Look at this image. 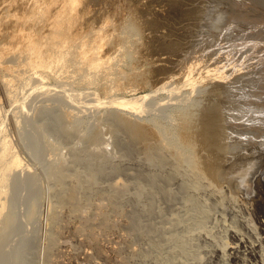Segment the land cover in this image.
Masks as SVG:
<instances>
[{"label":"rangeland","instance_id":"rangeland-1","mask_svg":"<svg viewBox=\"0 0 264 264\" xmlns=\"http://www.w3.org/2000/svg\"><path fill=\"white\" fill-rule=\"evenodd\" d=\"M182 2L0 0V264H264L261 123L214 114L228 8Z\"/></svg>","mask_w":264,"mask_h":264},{"label":"bare ground","instance_id":"bare-ground-1","mask_svg":"<svg viewBox=\"0 0 264 264\" xmlns=\"http://www.w3.org/2000/svg\"><path fill=\"white\" fill-rule=\"evenodd\" d=\"M184 1H186V3L182 2V5L185 3V5H188V7H190L189 12H188L189 13L188 18L191 21V23L193 21L191 19H194L195 20V21H193L194 23L196 21H199V22H196L195 25L199 24V23L201 24V22H202L201 25H203V21L206 17V14H207V10L205 9L206 0H184ZM223 1H225V2H223ZM222 2H223V4H226L228 9L226 8L227 11H226V14H224L225 19H224V22H222V25L220 26L221 31H223V33H225L224 37H223L224 39L221 40V44H220L222 47V50L221 49L220 50L222 53H226V54H225V57L223 58V59H225L223 66H222V62H223L222 60L223 59L221 58V60H217L218 66L221 65L222 67H220V68L218 67V70L215 72V77L217 79L220 75H222V76L225 75L224 79H223V77H221L224 80V83H223L224 85H222V84L218 85L217 84L218 87H216V88H220V87L225 88V90L223 89V91H224L223 92V91H217V89H216L217 92L214 93V96L215 97L217 96V98H214L217 100V107L214 109V114L216 115V118H218V119L222 118L223 119L222 121H224L226 123L231 120V122H229V124H231V126H235L236 128H237V126L235 125L236 121L245 122L246 124H244L242 127H247L246 125H249L251 123V121L261 123L259 125L254 126L253 130H252V131H254V135H256L258 138L257 140H259V141H255L254 144H259L260 140L261 141L264 140V0H222ZM208 7H207V9H208ZM208 14H210V13H208ZM211 18H212V16H211ZM214 20H215V17H214ZM218 21H220V20H218ZM195 25H194V27L197 26V25L196 26ZM217 52H218V50H217ZM222 53H221V56L223 57L224 55H222ZM38 55H40V54H38ZM216 55H218V54H216ZM40 57H41V55L39 57H35L37 59H35V58L30 59V61L31 60H35V61H32L33 63L31 64V67L29 68L30 74L28 73L29 78L28 79L26 78L27 79L26 83L24 81V78L26 75L25 76L22 75L24 77V78H22L23 82L25 83V85L27 84L26 85V87H28L27 89H29V87H32V85L36 84L37 82L40 83V81L42 80L41 79L42 75L40 74V71L42 68L46 69L47 71H48L49 67L51 68L50 63H48V61H43L44 59L40 58ZM218 57H220V56H217V58ZM30 58H31V56H30ZM53 61H54V59H53ZM94 61H92L91 65L93 63H95ZM23 63L25 65L26 62H23ZM51 63H52V61H51ZM96 64H97V62H96ZM96 64H94V65H96ZM24 65H22L21 67H23ZM27 65L28 64H26L25 66H27ZM29 65H28V67H29ZM9 70H10V68H9ZM24 70H25V68H24ZM27 71H29V70H27ZM6 72H9V71H6ZM6 74L7 73H5V75ZM26 74H27V72H26ZM5 75L4 76L2 75L3 79H4ZM221 92H223V93H221ZM210 101H212V100H210ZM123 119L121 118V120H123ZM208 119H209V117H208ZM215 122H216V120H215ZM212 123H214V122H212ZM221 123L223 124V122H221ZM131 126H132V124H131ZM128 127H129V125H128ZM215 128H218V126H215ZM134 132L133 133H134L137 140H141L143 142L144 141L146 142L147 138L149 137L147 134H145L146 132L142 131V128H139L138 130H135ZM149 140H151V139H149ZM253 141H254V139H253ZM147 144H148V142H147ZM260 144L264 145V141H262V143H260ZM244 146H246V145H244ZM148 148L149 147H146L147 150H148ZM146 153H147V151H146ZM4 154H5L4 151H2L0 153V159L3 158ZM262 156L263 157H259L260 159H257V160L263 159V161H264V155H262ZM247 159H248V157H247ZM243 161H245V160H243ZM258 170H259V168L256 169V166L253 164L252 166L241 167V169H239V172H238L239 174L237 173L238 176L236 174V177H237L236 179L238 181V183H237L238 188L243 187L245 189V193L249 192V194L248 193L246 194L248 196H250L252 194L250 192L251 191L250 189H252L251 188L252 183L250 184L251 185V187H250V185H249L250 182H248V180L250 181L253 178V175ZM261 172H262L261 174L264 175V172L263 171H261ZM1 173H5V171L1 172ZM250 177H251V179H250ZM0 179H1V176H0ZM258 207H260V206H258ZM74 211H71V214H73ZM71 217L72 216H70V218ZM77 217H78V215L74 216V218L70 219V220H72V223L75 225V228H78L79 223H80V218L77 219ZM224 247H227V246H224ZM224 249L222 248V250H220V251H223ZM47 253H49V252H47ZM48 258H52V259L62 258L61 260H63L64 264H72L71 260H70V259H72V257L68 252L66 253L63 251L62 254L57 257L51 251L48 254Z\"/></svg>","mask_w":264,"mask_h":264}]
</instances>
